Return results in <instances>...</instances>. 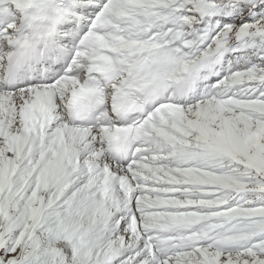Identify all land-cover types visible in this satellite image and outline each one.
<instances>
[{
    "label": "snow or ice",
    "instance_id": "1",
    "mask_svg": "<svg viewBox=\"0 0 264 264\" xmlns=\"http://www.w3.org/2000/svg\"><path fill=\"white\" fill-rule=\"evenodd\" d=\"M0 264H264V0H0Z\"/></svg>",
    "mask_w": 264,
    "mask_h": 264
}]
</instances>
